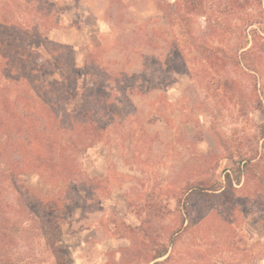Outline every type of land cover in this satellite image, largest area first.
I'll return each mask as SVG.
<instances>
[{"label": "rangeland", "instance_id": "rangeland-1", "mask_svg": "<svg viewBox=\"0 0 264 264\" xmlns=\"http://www.w3.org/2000/svg\"><path fill=\"white\" fill-rule=\"evenodd\" d=\"M181 1L0 0L7 167L26 161L6 139L30 138L16 97L51 104L43 170L0 175L25 208L0 209V264H264V56L233 51L255 10L217 37Z\"/></svg>", "mask_w": 264, "mask_h": 264}, {"label": "trees", "instance_id": "trees-1", "mask_svg": "<svg viewBox=\"0 0 264 264\" xmlns=\"http://www.w3.org/2000/svg\"><path fill=\"white\" fill-rule=\"evenodd\" d=\"M208 1L211 2V4L207 5L206 2ZM261 3H262L261 0H182L181 6H183V10L185 11L189 10V12L192 14L194 12L196 13L198 12L199 14H204L205 16H207L205 19L206 27L208 28L211 27L212 30L210 31L212 32V34H214V36H217V37H222L223 36L222 33L224 31H226L229 34L233 33V30L231 28L229 29V31H227L223 28L224 25H222V23L229 21L228 20L229 15L227 14L232 13L238 9L245 10L248 6L252 7L255 11L248 14L247 21L240 19V21L245 23V25L239 27V32L237 34L239 36L237 38L236 44L234 45L235 47H233V45H229V47L232 46L234 54L236 53L235 54L236 59H234L236 65H242L243 67L244 65L249 66L253 70V68H256V69L258 68V65L260 64L259 62L261 58L264 56L262 55L264 53V11L261 9ZM213 4L216 5L215 6L216 9L212 7ZM248 27L249 28L251 27V28L248 31H246ZM198 38L200 39V44H201L204 40V38L202 37V34ZM200 47L202 48L203 45ZM206 53L208 54L205 55L206 57L205 60H208V58L210 57L217 58L216 59L217 61L219 60V56L215 55V53L211 52L210 50L206 51ZM220 57L225 58L228 56H225V57L220 56ZM247 57H252V59H248ZM229 60H230V57H229ZM247 63H249V65ZM41 89H43V87ZM53 94L54 93L52 91V95ZM6 96H8V94H6ZM43 96L44 94L41 92V90L39 91L33 90L30 92V95L28 96L25 95L22 97L20 96L16 97L17 101L18 100L21 102L25 101L28 108H30V111L29 113L24 111L23 114H22V111H18L19 119L16 120L15 125L19 126V128L27 126L28 133L30 134V138H28V142H26L25 139L23 140L17 139V141L15 142H18V143L20 142V144L17 143V145L15 143H9L8 138H7L6 146L8 147L13 146V148L17 147L20 151L22 150L23 154L22 153L21 154L23 155V157H25L26 167L25 165H23L22 162H12L11 167L10 168L7 167L6 150H4V147H3L2 149H0V160H4L3 162L0 161V175L7 173V171L11 172L15 170L19 164H22L21 165L22 169L33 168L36 171L35 173H37V171L40 169L43 170L44 165L42 164V162H47V161L43 160L45 153L42 152L43 149H41L40 146L42 145L41 142H44L45 137L42 135V133H40L41 131L39 129V124L41 123V120L44 119L43 118L44 112L47 115L49 113L48 108L51 106V104L48 106L49 103L47 99H45V97ZM36 102H37V107L33 104ZM57 105L58 103H55L56 107ZM41 107L46 108V109H42L38 113V108H41ZM260 107H262L261 102H260ZM10 123L11 121L7 120L6 117L0 118V128L6 127L9 129ZM261 128H262L261 136L264 138V133H263L264 125ZM24 146L26 147L24 148ZM9 154L13 155V153H9ZM233 170H234V173H236V178H239L240 171L244 170V168L240 167L238 163L237 167ZM10 177L12 176L10 175ZM226 178L229 179V175H226ZM58 181L60 182V179ZM11 183H12L13 189L17 193L16 184H14L13 181ZM5 185H6L5 183H0V191L2 192L4 191L3 187H5ZM34 199L41 202L40 198L34 197ZM18 200H16L14 203L11 201H7L5 204L4 202L3 204H5V206H3L2 199L0 196V209L2 208L3 212L4 210H13L14 216L18 214L16 216V219L17 217H20V220H21V216L24 213L23 211L25 210V208L23 209L22 207L23 205L21 201L20 200L18 201ZM19 202L21 204H19ZM18 220H16L14 224H16ZM19 223L20 222L18 221V224ZM165 251L166 250L160 253H157L155 256L152 257L151 261L152 260L155 261V260H158L159 258L164 257L166 255ZM154 264H160V262H155Z\"/></svg>", "mask_w": 264, "mask_h": 264}]
</instances>
